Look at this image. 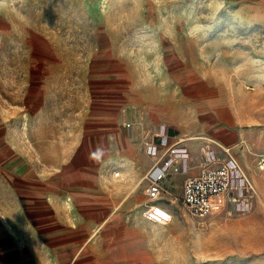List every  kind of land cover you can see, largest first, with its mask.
I'll use <instances>...</instances> for the list:
<instances>
[{
  "label": "rangeland",
  "instance_id": "rangeland-1",
  "mask_svg": "<svg viewBox=\"0 0 264 264\" xmlns=\"http://www.w3.org/2000/svg\"><path fill=\"white\" fill-rule=\"evenodd\" d=\"M177 110L248 203L143 217ZM263 164L264 0H0V264H264Z\"/></svg>",
  "mask_w": 264,
  "mask_h": 264
},
{
  "label": "built area",
  "instance_id": "built-area-1",
  "mask_svg": "<svg viewBox=\"0 0 264 264\" xmlns=\"http://www.w3.org/2000/svg\"><path fill=\"white\" fill-rule=\"evenodd\" d=\"M179 149L178 143L168 146L144 176L146 205L143 217L149 222L165 224L172 220V212L159 200L162 183L173 169ZM251 190L252 186L234 160L222 162L206 156L200 172L183 180L181 203L192 216L204 218L218 212L226 203L245 205Z\"/></svg>",
  "mask_w": 264,
  "mask_h": 264
},
{
  "label": "crops",
  "instance_id": "crops-1",
  "mask_svg": "<svg viewBox=\"0 0 264 264\" xmlns=\"http://www.w3.org/2000/svg\"><path fill=\"white\" fill-rule=\"evenodd\" d=\"M178 114H179V111L177 110L172 115L174 116L173 121H175L178 124H175V125L171 124V126L163 130L162 134H160L161 138L157 139L158 140L157 147H158V152L161 153L165 151V149L168 146L174 143L179 144V148H180L179 154L174 160L175 164L173 165V168L176 169L177 171L175 175V179L177 181L179 180L180 184L182 185L183 180L187 176L197 175L200 172L203 159L207 156V154L203 147V144H205V141L203 140L204 138H202V136H198L203 133L198 132L200 131L198 129L196 130L192 129V123L189 122V116L187 114L183 113V116H180V117L178 116ZM116 136L114 139H116ZM119 136H120L119 139L126 140L124 136H121V135ZM158 152H157L158 154L157 157L159 158L160 154ZM233 160L237 163L243 176L251 184V180L248 178V175L244 167L241 165V163L237 159L233 158ZM149 166H150L149 164L144 165V168H145L144 170L145 171H147V169L149 170L150 169ZM260 168H264V166L261 165ZM136 187H137V180L136 181L134 180V183L131 185V188L134 189Z\"/></svg>",
  "mask_w": 264,
  "mask_h": 264
},
{
  "label": "bare ground",
  "instance_id": "bare-ground-1",
  "mask_svg": "<svg viewBox=\"0 0 264 264\" xmlns=\"http://www.w3.org/2000/svg\"><path fill=\"white\" fill-rule=\"evenodd\" d=\"M262 166H264V164ZM116 174L118 175L119 173H116ZM158 224H160V223H158Z\"/></svg>",
  "mask_w": 264,
  "mask_h": 264
}]
</instances>
